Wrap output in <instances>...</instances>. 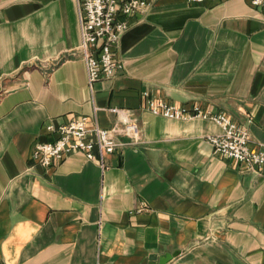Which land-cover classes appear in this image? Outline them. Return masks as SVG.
<instances>
[{
    "label": "crops",
    "instance_id": "obj_1",
    "mask_svg": "<svg viewBox=\"0 0 264 264\" xmlns=\"http://www.w3.org/2000/svg\"><path fill=\"white\" fill-rule=\"evenodd\" d=\"M249 1L147 0L114 50L120 68L89 90L75 0H0V264H155L174 252L164 264H264V170L213 154L212 122L143 109L149 98L223 114L264 154V8ZM109 108L129 111L139 135L103 169L77 152L33 163L46 125L108 129Z\"/></svg>",
    "mask_w": 264,
    "mask_h": 264
},
{
    "label": "built area",
    "instance_id": "obj_2",
    "mask_svg": "<svg viewBox=\"0 0 264 264\" xmlns=\"http://www.w3.org/2000/svg\"><path fill=\"white\" fill-rule=\"evenodd\" d=\"M206 0H186L187 3H201ZM77 8L80 52L89 90L99 80L109 79L120 68L114 55L119 40L128 28L127 19L145 12L147 0H75ZM253 7L264 8V0H250ZM143 109L152 116L168 120H208L221 133L207 136L206 142L215 155L230 159L244 170H264V154L251 151L247 132L223 114L203 112L198 106L184 107L167 104L160 100L144 99ZM97 111V108H93ZM115 117L108 129L98 128L94 123L87 128L88 119H70L56 127L46 125L52 135L46 142H37L31 151V160L37 166L47 169L61 162L70 153H80L86 161L95 162L104 168L103 158L121 146L138 143L136 120L129 111L118 108L107 110ZM125 139L120 142L119 139ZM96 153V157L93 154Z\"/></svg>",
    "mask_w": 264,
    "mask_h": 264
},
{
    "label": "water",
    "instance_id": "obj_3",
    "mask_svg": "<svg viewBox=\"0 0 264 264\" xmlns=\"http://www.w3.org/2000/svg\"><path fill=\"white\" fill-rule=\"evenodd\" d=\"M176 254L177 252H174L173 254L170 255H165L162 259H159L157 262H155V258L153 256H150L148 258V261L155 264H164L165 262L170 260L171 257H174Z\"/></svg>",
    "mask_w": 264,
    "mask_h": 264
}]
</instances>
